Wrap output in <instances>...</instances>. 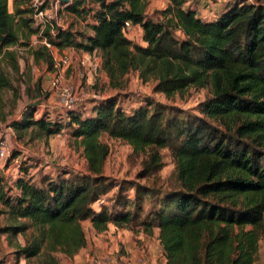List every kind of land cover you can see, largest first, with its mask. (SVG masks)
<instances>
[{
  "label": "trees",
  "instance_id": "trees-1",
  "mask_svg": "<svg viewBox=\"0 0 264 264\" xmlns=\"http://www.w3.org/2000/svg\"><path fill=\"white\" fill-rule=\"evenodd\" d=\"M61 4L83 20L85 12L91 16V33L83 36L54 21L39 31L29 9L9 12L8 0H0V59L17 67L8 47L27 44L18 35L22 30L24 39L35 33L59 51L98 52L99 68L111 86L123 85L127 73L136 71L167 98L189 87H207L209 95L195 104L197 114L191 116L149 98L127 110L114 95L95 100L85 116L67 112L85 173L62 170L38 181L20 173L13 195L0 190V214L9 221L0 234L33 229L14 250L15 258L41 255L43 264H56L52 253L72 256L85 245L81 221L88 220L96 233L108 224L146 236L156 231L165 264H254L264 241V4L227 1L211 20L184 7V0H167L156 19L144 12L145 0ZM124 21L140 26L145 46L122 34ZM31 54L50 64L43 45ZM6 86L0 70V88ZM34 106L27 105L9 126L17 132L58 133L61 121L44 113L34 118ZM103 134L129 145L134 155H145L135 180L102 175L108 152ZM162 148L173 168L171 185L161 190L136 180L162 167ZM112 188V195L105 196Z\"/></svg>",
  "mask_w": 264,
  "mask_h": 264
},
{
  "label": "rangeland",
  "instance_id": "rangeland-1",
  "mask_svg": "<svg viewBox=\"0 0 264 264\" xmlns=\"http://www.w3.org/2000/svg\"><path fill=\"white\" fill-rule=\"evenodd\" d=\"M251 1L264 4V0ZM87 5L90 6L89 4ZM164 7V0H145L144 12L147 16H152L156 19L159 15L156 14V11ZM8 10L13 12L11 1L8 2ZM52 12V20L55 26L68 28L75 33H81L83 36H85L83 33H87V30L83 27L84 21L80 17L66 12L63 7L57 8L56 12ZM84 16V19L88 18V21L91 20V16H87L86 12ZM18 35L27 44L8 47L9 50L15 53L17 67L13 68L8 60L0 59V70L9 82V86L0 88V141H6L8 152L6 159L0 165V190L6 192L7 195L14 194L13 182L18 175H21L20 173L31 176L34 181L47 177L53 178L62 170H67L71 173H85L82 147L71 136V127L66 124L68 122L67 116L69 117V115L67 112L61 111L60 113L53 109L55 98L49 90V83L57 73L60 74L61 83L75 88L84 96L82 97V102H85V104L83 103L85 106L80 111L82 116L89 114L88 111L95 100L101 99L96 97H105L106 95L117 97L119 103L127 110L134 107L137 103H141L144 98H149L165 105L179 108L183 110L185 115L191 116L197 114L195 104L209 95L207 87H189L167 98L163 94L153 91L154 81L152 79L149 78L147 81H142L136 71L127 73L123 85L111 86L108 78H104L103 73L99 71V64H95L91 57H88L83 64H80L81 57H78L76 52L71 54L63 53L67 57V64L56 68L52 59L49 64L41 57L35 59L31 54V50L37 49L40 45L38 35L32 33L24 39L22 30H19ZM73 51L75 50L73 49ZM27 105H35L34 118L41 115L44 116L43 112L46 110L49 112L50 118L60 120L63 127L58 133L48 136L38 134L34 128L15 131L9 125L11 121L21 118ZM100 140L107 145L108 149L102 165V175L112 181L122 179L135 180V174L139 171L141 160L145 158V155H134L131 153L129 145L119 139L103 134L100 136ZM159 153L162 159V167L147 179H138L136 181L162 190L169 188L171 185L169 174L173 168V161L166 148L159 149ZM113 192L114 189L112 188L105 196L109 197ZM131 193V191L128 192L129 195ZM92 207L96 208L97 204H93ZM0 209H2L1 204ZM8 222L5 214L2 213L0 215V227L5 226ZM81 227L85 236V245L83 247L85 251L81 250L72 256H64L54 252L52 256L55 257L56 264H93V260L98 258L114 260L118 264H136L140 260L163 264L159 251H157L155 260H152L145 254L147 251H145L144 246L143 256H139L133 263L124 262L120 258V255H122L121 242H125L123 240L124 234L135 245L129 232H122L120 229L110 227L108 230L106 229V232L96 233L90 227L88 220L81 221ZM32 232L33 229L29 225L25 232L6 237L7 249L5 251L2 247V250H0V262L2 264H43L42 260L46 258L41 255L27 260L22 258L16 260L13 255L16 248L24 245L30 239ZM146 238L140 235L139 240L150 246L148 250L150 251V249L156 247L157 242L151 237ZM130 240L125 243H131ZM111 243L117 246V253L111 250ZM258 247L260 252L256 261L264 264V241H260Z\"/></svg>",
  "mask_w": 264,
  "mask_h": 264
},
{
  "label": "built area",
  "instance_id": "built-area-1",
  "mask_svg": "<svg viewBox=\"0 0 264 264\" xmlns=\"http://www.w3.org/2000/svg\"><path fill=\"white\" fill-rule=\"evenodd\" d=\"M231 0H208L206 2V7H209L210 15L208 17H201L202 19L208 20L213 19L218 11V6L222 5L223 2ZM194 2V3H193ZM196 0H184L183 6H189L198 11L196 7ZM193 3V4H192ZM209 3H212L213 6ZM24 6L30 10L29 17L31 18V24L34 27H37L41 31L47 25H50V22L53 21L52 11L56 12L57 8H61L62 4L58 0H24ZM198 13V12H197ZM133 24L129 21H124L121 27L122 34L126 37L131 33ZM51 32V30H50ZM39 44L43 45L48 52L50 53L51 59L57 68L58 66H64L67 64V57L60 53V51L45 38H39ZM80 64H83L84 61H79ZM50 91L54 95V106L53 108L59 109L62 112H74L84 109L85 102H82L81 95L75 88L69 87L66 84L61 83L60 74L57 73L53 76L49 83ZM84 100V99H83ZM84 103V104H83ZM47 112V113H46ZM46 116L49 117L48 111L43 112ZM7 143L5 140L0 141V165L7 157ZM93 264H118L117 261L109 260L107 258H98L93 260ZM136 264H155L154 262H148L140 260Z\"/></svg>",
  "mask_w": 264,
  "mask_h": 264
},
{
  "label": "crops",
  "instance_id": "crops-1",
  "mask_svg": "<svg viewBox=\"0 0 264 264\" xmlns=\"http://www.w3.org/2000/svg\"><path fill=\"white\" fill-rule=\"evenodd\" d=\"M9 1H11L12 2V4H13V9H14V7H18V8H24L25 6H24V3H23V1H18V0H8V2ZM205 1H208V0H196V7H197V9H198V15L200 16V17H208L209 15H210V11H209V7L210 6H208V7H206V2ZM164 2H165V6H166V4H167V0H164ZM224 3V2H223ZM209 4H211L212 6H213V4L212 3H209ZM91 5V4H90ZM10 12V11H9ZM27 15V14H26ZM87 16H89V15H87ZM84 22V25H83V27H84V29L85 30H87V33L88 34H90L91 33V30L89 29V27H88V24H90V23H92V21L90 20V21H88V18H86V19H84L83 20ZM62 28V27H61ZM141 33H142V31H141V28H140V26L138 25V24H133V28H132V31H131V33H129L128 34V36H126L129 40H131L132 42H135V43H137L138 45H140V46H145V43L141 40ZM75 50V49H74ZM74 53V52H76L77 53V55H78V57H81L80 58V60L81 61H84L85 59L87 60V58L89 57H91L92 58V61L95 63V64H99V62H100V55H99V53H97V52H91V53H87V52H85V51H82V50H75V51H73V49L71 48V47H67V48H63V49H61L60 50V53H69V54H71V53ZM94 54H96V55H94ZM86 68V67H85ZM99 71L101 72V73H103V76H104V78H107L106 77V75H105V73L99 68ZM49 90H50V88H49ZM109 95H106L105 97H108ZM111 96V95H110ZM96 98H104V96H99V97H96ZM138 104V103H137ZM135 106V105H134ZM56 112H60L61 113V111L59 110V109H55V108H53ZM48 115H49V117H51L50 116V114L48 113ZM0 215H2V214H0ZM110 227H112V228H114V229H119V228H116V227H114L113 225H111V224H108L107 225V230L110 228ZM122 232H129V233H131V235H132V239L134 240L133 242H134V244L135 245H133L132 244V242H131V240H130V238H128L127 239V235L126 234H124V239L123 240H125V242H127L128 240H130V242L131 243H123V242H121L122 243V250H121V254L122 255H120V258L122 259V260H124V262H126V261H128V262H130V263H133L134 261H136L137 259H138V257L140 256H143L142 255V252L144 253V247H145V251H147V252H145V254H147L148 255V258L149 259H154L155 260V258L157 257V251H159L160 252V255H161V258H162V263L163 264H165V260H164V257H163V255H162V250H161V248H160V246H159V244H158V242H157V239H156V231H154L153 232V235L152 236H146V235H144V234H142L141 232H138V233H135V234H133L131 231H129V230H126V229H120ZM102 232H106V230H104V231H102ZM140 235H142V236H144L145 238L146 237H151V238H153L157 243V245H156V247L155 248H153V249H150V251H148L149 250V248H150V246H148L146 243L144 244V243H142V241H140L139 240V238H140ZM8 238V237H12V236H9L7 233H2V234H0V250H2V247L4 248V250L6 251V249H7V244H6V240H5V238ZM110 239H112L111 237H110ZM147 239V238H146ZM144 246V247H143ZM146 246H148V247H146ZM84 247V246H83ZM83 247H81L76 253H79L81 250H84L83 249ZM111 250L112 251H115L116 253H117V246L114 244V243H111ZM3 250V251H4ZM85 251V250H84ZM83 251V252H84ZM260 252V250H259V247H258V253ZM0 255H1V253H0ZM14 255V254H13ZM263 255V254H262ZM15 257V256H14ZM20 258H22V257H20ZM20 258H15L16 260H18V259H20ZM22 259H24V258H22ZM2 260V259H1ZM26 260V259H25ZM4 263V262H3ZM0 264H2L1 262H0ZM254 264H260L259 262H257V261H255L254 262Z\"/></svg>",
  "mask_w": 264,
  "mask_h": 264
},
{
  "label": "water",
  "instance_id": "water-1",
  "mask_svg": "<svg viewBox=\"0 0 264 264\" xmlns=\"http://www.w3.org/2000/svg\"><path fill=\"white\" fill-rule=\"evenodd\" d=\"M60 3H67L69 0H58Z\"/></svg>",
  "mask_w": 264,
  "mask_h": 264
}]
</instances>
